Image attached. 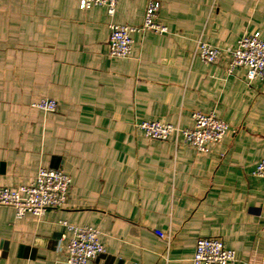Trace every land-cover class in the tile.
<instances>
[{"label": "crops", "instance_id": "1", "mask_svg": "<svg viewBox=\"0 0 264 264\" xmlns=\"http://www.w3.org/2000/svg\"><path fill=\"white\" fill-rule=\"evenodd\" d=\"M159 1L168 32L134 33L132 55L118 58L110 24L141 25L147 0H118L112 16L80 0H0V188L40 167L72 176L66 204L40 217L0 205V264H67L62 220L101 230L105 252L89 264H193L202 237L234 249L229 264H264V178L253 174L264 80L228 69L239 38H264V0ZM199 40L220 59L202 62ZM41 98L57 110L33 106ZM195 110L230 124L207 151L137 127L191 128Z\"/></svg>", "mask_w": 264, "mask_h": 264}, {"label": "built area", "instance_id": "2", "mask_svg": "<svg viewBox=\"0 0 264 264\" xmlns=\"http://www.w3.org/2000/svg\"><path fill=\"white\" fill-rule=\"evenodd\" d=\"M117 5L118 0H80L81 9L102 6L111 16L115 14ZM160 6L159 0H147L144 20L139 26L111 23L109 54L118 58L130 57L133 53L134 33H167L168 26L158 20ZM197 51L205 64L218 61L222 55L220 47L202 40L198 41ZM238 67L246 69L248 80H264V38L259 32L239 38L237 47L231 51L228 69L232 73ZM33 106L46 112H54L58 108V101L53 98H41L34 102ZM192 119L194 126L191 128L156 120H142L137 123V127L153 139L182 138L199 151H207L211 143L221 142L230 129V124L214 112L195 110L192 112ZM253 174L264 178V158L258 163ZM71 183L72 176L64 170L40 167L31 182L16 188H0V205L14 208L18 218L27 212L40 217L48 209L62 208L66 204ZM61 224L71 232L66 248L67 264H89L105 252V245L101 240L102 232L98 228L76 225L66 220H62ZM156 233L162 238H167L160 230H156ZM235 260V250L227 248L217 237H202L196 242L193 264H229Z\"/></svg>", "mask_w": 264, "mask_h": 264}]
</instances>
